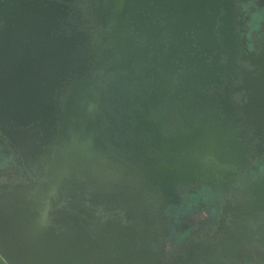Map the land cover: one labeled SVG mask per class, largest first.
<instances>
[{"label":"water","instance_id":"water-1","mask_svg":"<svg viewBox=\"0 0 264 264\" xmlns=\"http://www.w3.org/2000/svg\"><path fill=\"white\" fill-rule=\"evenodd\" d=\"M234 1L0 0V135L47 166L0 193V264H154L153 205L264 126V42L248 49Z\"/></svg>","mask_w":264,"mask_h":264},{"label":"flooded vegetation","instance_id":"flooded-vegetation-1","mask_svg":"<svg viewBox=\"0 0 264 264\" xmlns=\"http://www.w3.org/2000/svg\"><path fill=\"white\" fill-rule=\"evenodd\" d=\"M232 5L233 22L242 25L241 37L247 39L252 51L264 42V0H235ZM232 99L234 113L248 102L245 92L235 93ZM178 128L171 126L167 135L175 137ZM246 134V141L238 140L249 147L241 163L219 173L218 167L222 170L223 166L213 164V156L206 157L194 181L173 183L167 190L166 204L153 205L160 226L146 232L154 264H264V126ZM15 146L0 135V193L4 188L46 181L44 161L34 163ZM64 206L66 202L49 213L53 216ZM86 206L104 220L120 218L127 224L124 210L108 212L106 204L93 206L90 202ZM129 231L136 232L135 242L144 237L142 230Z\"/></svg>","mask_w":264,"mask_h":264},{"label":"bare ground","instance_id":"bare-ground-1","mask_svg":"<svg viewBox=\"0 0 264 264\" xmlns=\"http://www.w3.org/2000/svg\"><path fill=\"white\" fill-rule=\"evenodd\" d=\"M229 134V133H228Z\"/></svg>","mask_w":264,"mask_h":264}]
</instances>
